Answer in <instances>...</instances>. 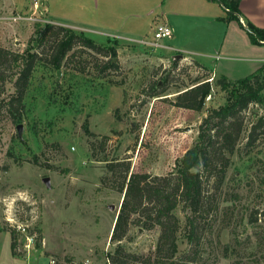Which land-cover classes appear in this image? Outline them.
<instances>
[{"label": "rangeland", "instance_id": "374dc122", "mask_svg": "<svg viewBox=\"0 0 264 264\" xmlns=\"http://www.w3.org/2000/svg\"><path fill=\"white\" fill-rule=\"evenodd\" d=\"M13 1L19 10L33 8V0ZM208 2L216 8L213 17L194 1V16L188 22L203 29L198 30L201 36L208 34V27L213 32L218 26L216 39L198 45L213 54L192 58L208 67L225 63L221 58L226 56L228 64L264 58V45H255L258 53L253 54L223 41L226 26L218 22L225 12L217 2ZM98 3L38 0L36 12L10 11L9 22L0 19V48L21 53L35 24L50 23L82 33L104 49H115L119 65L116 72L102 73L108 58L76 46L55 71L44 57L45 47L25 98L22 122L14 123L1 103L0 264H48L52 257L74 264H109L106 254L114 248L109 237L122 199L117 190L124 176L121 164L129 165V173L167 174L193 145L202 118L225 102L226 94L215 86L218 76H213L210 98H205L201 111L176 107L179 93L211 78L212 73L177 53L139 43L150 39L151 26L163 22L173 9L169 0H133L128 10L120 11V25L114 30L105 27ZM127 13L132 14L126 17ZM7 93H11L9 87ZM262 115L264 106L257 104L243 112L244 131L225 182L214 195L217 208L201 229L196 264H264V127L258 129L253 145H244L250 127ZM89 143L94 145V156ZM108 164L115 166L113 172ZM254 212L257 221L250 224ZM178 215L181 254L189 245L183 217ZM14 223L27 226L25 233L13 228ZM13 229L18 234L15 252L26 260L12 261L9 233ZM29 234L35 235L36 242L34 249L26 251L25 235ZM157 236L158 229L133 227L130 241L122 244L145 255L154 249Z\"/></svg>", "mask_w": 264, "mask_h": 264}, {"label": "trees", "instance_id": "16d2710c", "mask_svg": "<svg viewBox=\"0 0 264 264\" xmlns=\"http://www.w3.org/2000/svg\"><path fill=\"white\" fill-rule=\"evenodd\" d=\"M208 1L217 2L222 7L226 14L224 18L226 22H238L246 31L251 44L264 45V29L254 26L245 19L244 24L240 22L241 0ZM76 46L108 58L101 69L102 73L105 70L116 72L119 69L115 60V49H104L82 33L75 34L68 28L50 23L35 24L33 36L21 53L0 48V107L1 103H4L14 123L22 122L25 98L37 63L43 59L44 48L48 47V52L44 54L47 63L52 69L59 71L68 60V54ZM207 72L210 73L208 69ZM215 86L226 94L225 102L218 108L208 111L202 118L193 145L176 161L170 172L165 175L129 173V165L121 164L124 176L117 190L122 194V199L109 237L110 243L114 244V248L106 254L109 264L197 263L201 229L208 220L211 221L209 217L217 208L213 206L214 195L220 192L225 182L231 158L244 131L243 112L251 104L264 106V64L237 80L219 76L215 80ZM8 87L11 93H7ZM210 90L209 81L196 82L176 96L174 105L199 112ZM161 92H154L153 96ZM261 127H264V115L250 127L245 147H250L256 142L257 131ZM89 146L91 155L94 156L93 143H89ZM114 168V165L108 164L110 172H113ZM178 213L183 217L184 237L189 245L181 254L178 241L182 224ZM256 214L257 212H254L250 215V224L257 221ZM261 216L264 218V210ZM133 227L147 231L158 229L152 251L145 255L138 254L122 244L124 241H130ZM9 234L12 255L21 257L15 252L18 234L14 229ZM65 261L67 264H73L72 260Z\"/></svg>", "mask_w": 264, "mask_h": 264}, {"label": "crops", "instance_id": "0c3cea01", "mask_svg": "<svg viewBox=\"0 0 264 264\" xmlns=\"http://www.w3.org/2000/svg\"><path fill=\"white\" fill-rule=\"evenodd\" d=\"M194 1L202 5L204 8L208 9V12L210 11L211 16L213 17V9L215 10L216 8L210 7V3L208 2V0H169V2L173 4V9L169 14L165 15L162 21H165L172 28L173 36L170 39H164L160 41L159 48L163 49L167 53H177V55L186 56L189 60L195 61L201 66H204L210 71V73H212L213 76H225L230 80L243 78L254 72L262 64H264V58L259 56H254L252 59H249L250 62H246L244 64H228L227 60L230 57L226 56L221 58V60H226L224 61L225 63L222 64L220 62H215L213 67H208V65H205L203 62L192 58V56L211 58L210 56H212L213 53L201 51L200 49H198V45L200 46L202 44H205V41L211 42L212 40L216 39V29H218V26H215L213 27L212 32L211 27H208V29L206 28L208 30V34L201 36L202 34H200L198 30L203 31V29L200 28V26L189 25L188 19L193 18L194 16L192 15L194 13L192 12L194 6H191ZM98 2L100 3V17L103 18L105 27L112 28L114 30V28H117L118 25H120V23L118 22L120 11L122 12V10H128L132 5L133 0H98ZM32 10L33 9L31 8L24 11L19 10L16 1L0 0V11L2 12V14H0V19L5 20L6 22L9 20L8 15L10 11L20 15L28 13ZM239 10L242 15L240 17L241 23H244L245 19L251 22L254 26L264 29V0H241L239 4ZM34 12H36V10ZM131 14L132 13H127L125 16L127 17ZM225 16L226 14L223 18H225ZM219 21L220 22H218V24L226 26L227 31L223 41L225 42V39H227V43L229 42L230 47L234 46L238 48L240 46L244 52H251L253 54L258 53L257 51L253 50V47H255V45L250 44V40L246 31L242 27H240L238 22H226L224 19ZM135 23L136 20L134 22V25ZM227 34H230V36L228 35L229 39L227 38ZM232 34H235L238 37L235 38L232 36ZM239 37H241V41L239 40ZM220 48L222 50L221 46ZM226 50L228 51L229 48H227ZM244 60L245 58L242 59V61ZM12 259V261L18 260L15 256ZM9 263L12 264L11 262Z\"/></svg>", "mask_w": 264, "mask_h": 264}, {"label": "built area", "instance_id": "2783aa9c", "mask_svg": "<svg viewBox=\"0 0 264 264\" xmlns=\"http://www.w3.org/2000/svg\"><path fill=\"white\" fill-rule=\"evenodd\" d=\"M39 4H38V0H33V10L35 11L38 8ZM242 24H244L242 22ZM173 36V30L172 28L165 22H160L158 24H154L153 26H151V38L150 39H143L140 40L139 43H141L142 45H147V46H158L160 47L159 43L160 41L164 40V39H170ZM178 57H180L182 60L187 59L186 56H181L179 55ZM213 80V75L211 78L207 79L206 81L211 82ZM210 95L206 96V99H209ZM9 222H11L12 220H8ZM13 225H15L13 228H15L17 231H21V233H25L27 226L23 225H17L16 223H14ZM25 245L24 248L26 249V251H30V249H34L35 247V242H36V238L35 235H25ZM24 259H28V257H23ZM48 264H67L66 261L64 260H57L56 258H50ZM74 264V262H73ZM83 264H87L86 262Z\"/></svg>", "mask_w": 264, "mask_h": 264}, {"label": "water", "instance_id": "95a60500", "mask_svg": "<svg viewBox=\"0 0 264 264\" xmlns=\"http://www.w3.org/2000/svg\"><path fill=\"white\" fill-rule=\"evenodd\" d=\"M21 131V125L18 126V132L20 133ZM45 182H47V179H45Z\"/></svg>", "mask_w": 264, "mask_h": 264}]
</instances>
